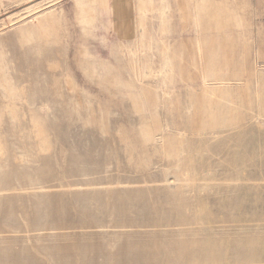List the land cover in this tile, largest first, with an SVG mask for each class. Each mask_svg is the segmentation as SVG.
Masks as SVG:
<instances>
[{
    "label": "rangeland",
    "instance_id": "obj_1",
    "mask_svg": "<svg viewBox=\"0 0 264 264\" xmlns=\"http://www.w3.org/2000/svg\"><path fill=\"white\" fill-rule=\"evenodd\" d=\"M0 264H264V0H0Z\"/></svg>",
    "mask_w": 264,
    "mask_h": 264
}]
</instances>
